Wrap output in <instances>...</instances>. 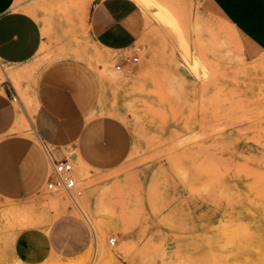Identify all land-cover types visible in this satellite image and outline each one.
<instances>
[{
	"label": "rangeland",
	"instance_id": "obj_1",
	"mask_svg": "<svg viewBox=\"0 0 264 264\" xmlns=\"http://www.w3.org/2000/svg\"><path fill=\"white\" fill-rule=\"evenodd\" d=\"M93 1L15 0L40 24L43 46L16 79H0L1 90L17 95L13 101L8 91L1 106L21 113L32 128L24 134L39 139L32 91L40 71L59 59L81 61L97 78L101 113L129 129L130 154L100 173L66 151L80 196L44 190L22 202L0 200V264H23L14 248L23 231L71 218L86 224L88 249L70 259L53 253L41 264H233L239 215L251 197L264 199V49L249 48L201 0H157L178 29L144 13L132 49L105 51L86 34ZM8 69L0 62V72ZM97 176L99 183H87ZM18 208L26 210L21 217L4 213Z\"/></svg>",
	"mask_w": 264,
	"mask_h": 264
},
{
	"label": "crops",
	"instance_id": "obj_2",
	"mask_svg": "<svg viewBox=\"0 0 264 264\" xmlns=\"http://www.w3.org/2000/svg\"><path fill=\"white\" fill-rule=\"evenodd\" d=\"M201 1L204 11L213 13L249 48L264 49V0ZM14 3L0 0V62L24 68L43 46V34L37 20L15 9ZM84 24L87 36L101 49L125 52L141 39L146 20L134 0H94ZM8 91L11 97L16 94L0 89V200L22 202L45 190L51 155L44 143L57 161L67 160L65 152L70 150L77 165L100 173L119 168L128 158L129 129L118 118L101 113L97 78L83 62L59 59L40 71L32 91L39 139L18 132L19 112L2 108ZM89 245L86 224L71 218L48 231H23L14 248L23 264H41L53 253L77 258Z\"/></svg>",
	"mask_w": 264,
	"mask_h": 264
},
{
	"label": "bare ground",
	"instance_id": "obj_3",
	"mask_svg": "<svg viewBox=\"0 0 264 264\" xmlns=\"http://www.w3.org/2000/svg\"><path fill=\"white\" fill-rule=\"evenodd\" d=\"M139 7L143 10V12L145 14H147V17L157 19V21H162L165 24H167L166 26L169 27L171 26V28H176V20H174L173 16L170 14V12H168L165 8L159 6L157 0H134ZM154 7H158V9L156 11H153ZM178 22V21H177ZM161 23V22H160ZM162 24V23H161ZM169 25V26H168ZM180 27V26H179ZM170 28V29H171ZM178 29V28H176ZM228 30V29H227ZM176 31V30H175ZM178 32V30L176 31V33ZM180 33V32H179ZM179 33L178 36H179ZM232 34V33H231ZM176 35V34H175ZM180 37V36H179ZM182 37V36H181ZM180 37V38H181ZM184 37V36H183ZM179 38V39H180ZM178 39V37H177ZM182 39V38H181ZM236 45V44H235ZM238 45V44H237ZM98 46V45H97ZM182 46V45H181ZM188 47V46H186ZM99 48V46H98ZM185 54H189L188 53V48H187V52L185 51ZM76 55V54H75ZM184 56V55H183ZM241 59H242V55H240ZM98 58V57H97ZM100 58V55H99ZM102 58V57H101ZM100 58V59H101ZM103 59V58H102ZM194 59V58H193ZM192 59V60H193ZM196 59V58H195ZM106 61V60H105ZM244 61V60H243ZM196 62V63H195ZM246 62V61H245ZM259 62V61H258ZM104 63V62H103ZM194 63L196 64L195 67L198 66L197 61H194ZM201 63V62H200ZM107 64V63H106ZM111 64V63H110ZM192 64V63H191ZM112 66V65H111ZM199 67V66H198ZM250 67V66H249ZM253 67V66H252ZM114 68V67H112ZM21 67L18 68H13V69H8V70H4L2 72H0V79H3V77L9 79H16L17 76L19 75V72L21 71ZM254 69V68H253ZM197 70V69H196ZM202 70V69H201ZM110 71V69H109ZM114 72V69H113ZM202 72V71H201ZM204 72V71H203ZM119 73V72H118ZM117 73V74H118ZM124 73V72H123ZM205 73V72H204ZM109 74V72H108ZM116 74V75H117ZM203 74V73H202ZM111 75V73H110ZM114 75V74H112ZM120 75V74H119ZM205 75V74H204ZM123 76V75H122ZM121 76V77H122ZM198 76V75H197ZM118 77V76H117ZM201 77V76H200ZM113 78V77H112ZM116 78V77H115ZM114 78V79H115ZM108 114V113H107ZM18 120V127L17 130L18 132H23V131H27L32 133V129L29 125L25 124V120L22 116L21 113H19V119ZM187 122V121H186ZM25 128H29L25 129ZM194 150V149H193ZM190 151V150H189ZM77 164V163H76ZM82 166V165H81ZM79 165V167H81ZM83 168V167H81ZM84 169V168H83ZM86 169V168H85ZM180 170V168H178ZM178 170V171H179ZM81 171V170H80ZM177 173V170H176ZM178 173H182V172H178ZM79 174V173H78ZM81 174V173H80ZM177 175V174H176ZM179 175V174H178ZM83 176V175H82ZM103 177L101 176H97L93 179H90L87 181V183L89 184H96L99 183L101 181ZM105 178V177H104ZM180 178V176H179ZM184 180V179H183ZM86 183V184H87ZM89 184V185H90ZM110 186V185H109ZM103 189V188H102ZM101 189V190H102ZM94 190V189H93ZM100 190V189H99ZM100 190V191H101ZM107 191L109 189H106ZM112 190V189H111ZM108 191V193H110V191ZM116 190V189H114ZM264 191V189H262ZM113 191V190H112ZM111 191V192H112ZM102 192V191H101ZM96 193V192H95ZM113 193V192H112ZM259 193V192H258ZM99 195V194H98ZM97 195V196H98ZM103 195V194H102ZM101 195V196H102ZM106 198H107V193H105ZM104 195V196H105ZM115 195V194H113ZM112 195V196H113ZM101 196H100V200H101ZM109 196V195H108ZM111 196V194H110ZM111 196V197H112ZM117 196V195H115ZM215 196V195H214ZM103 197V196H102ZM216 197V196H215ZM221 197V196H220ZM264 197V195H263ZM109 198V197H108ZM212 198V197H211ZM222 198V197H221ZM104 199V197H103ZM102 199V203L103 201H105L106 199L103 200ZM218 199V198H217ZM224 199V198H223ZM76 202V201H75ZM101 202V201H99ZM246 202V201H245ZM222 204V203H221ZM248 204V203H246ZM218 205H220V203H218ZM249 205V204H248ZM251 206H249L248 208H246L244 211H242L239 215V219L237 222V227H236V231H237V241L235 244V249L233 250L232 253H230V257L232 258L233 264H264V199H262V197H256L253 198L251 197ZM246 206V205H245ZM77 208L80 207L78 206L77 203ZM81 208V207H80ZM217 208V207H216ZM219 208V207H218ZM26 209V208H25ZM79 209V208H78ZM223 209V208H222ZM207 210H209L207 208ZM213 210V209H212ZM23 211L26 210H21L20 208L18 209H6L4 211V213L7 214H14L16 216H20L22 213L24 214ZM219 211H221L219 209ZM216 212V211H214ZM212 213V212H211ZM21 217V216H20ZM25 218H27L25 216ZM22 219V218H21ZM223 233V232H222ZM226 233V232H225ZM228 245V244H227ZM226 255V254H225ZM228 256V255H226Z\"/></svg>",
	"mask_w": 264,
	"mask_h": 264
},
{
	"label": "built area",
	"instance_id": "obj_4",
	"mask_svg": "<svg viewBox=\"0 0 264 264\" xmlns=\"http://www.w3.org/2000/svg\"><path fill=\"white\" fill-rule=\"evenodd\" d=\"M13 101L17 100V95L11 97ZM72 166L67 160H50L45 190L47 191H65L72 199L80 196L81 192L77 190L75 179L72 177ZM115 239H110L109 243L114 244Z\"/></svg>",
	"mask_w": 264,
	"mask_h": 264
}]
</instances>
